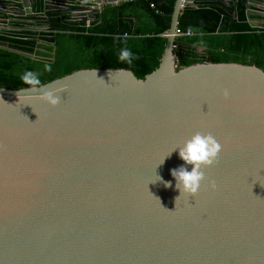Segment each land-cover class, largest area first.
<instances>
[{"label": "water", "instance_id": "1", "mask_svg": "<svg viewBox=\"0 0 264 264\" xmlns=\"http://www.w3.org/2000/svg\"><path fill=\"white\" fill-rule=\"evenodd\" d=\"M7 1L22 10H3L20 18L36 6ZM117 3L88 0L84 12L95 20ZM189 3L176 0L159 67L144 79L83 69L0 88V264H264V71L178 69ZM196 133L220 148L197 192L180 195L170 169L184 162L178 149L168 154Z\"/></svg>", "mask_w": 264, "mask_h": 264}, {"label": "trees", "instance_id": "2", "mask_svg": "<svg viewBox=\"0 0 264 264\" xmlns=\"http://www.w3.org/2000/svg\"><path fill=\"white\" fill-rule=\"evenodd\" d=\"M235 1V7H228L220 0H204L182 10L173 50L178 69L199 63H239L264 71V27L249 22L259 18L247 16L252 9L249 0ZM35 2L26 18L2 17L0 46L10 50L0 48V88L41 86L83 69H125L144 79L159 67L176 4V0H121L104 5L87 24L71 13L46 12L45 0ZM71 3L70 8L77 4ZM123 49L130 56L121 60ZM29 71L39 84L21 81L20 76Z\"/></svg>", "mask_w": 264, "mask_h": 264}, {"label": "clouds", "instance_id": "3", "mask_svg": "<svg viewBox=\"0 0 264 264\" xmlns=\"http://www.w3.org/2000/svg\"><path fill=\"white\" fill-rule=\"evenodd\" d=\"M129 56L130 52L123 49L120 52L119 58L124 60ZM45 69L48 70L49 66L45 65ZM20 79L31 85L39 84L37 76L30 71L22 74ZM44 99L51 105H55L58 102V97L51 92L45 93ZM219 148L220 145L210 134L201 135L200 133H196L182 146L173 149L168 154L169 156L174 150L178 149V156L184 162V164L170 169V174L175 180V188L179 190L180 195L181 193L194 194L197 192L203 178V172L201 171L202 165L212 164L214 158L217 156ZM164 159L160 164L164 162ZM187 165H191L190 171L187 169ZM156 176L157 179L155 181L162 180L159 175ZM162 183L165 188L171 185V181H162ZM212 186L215 187L214 184ZM180 195L175 198V201Z\"/></svg>", "mask_w": 264, "mask_h": 264}, {"label": "flooded vegetation", "instance_id": "4", "mask_svg": "<svg viewBox=\"0 0 264 264\" xmlns=\"http://www.w3.org/2000/svg\"><path fill=\"white\" fill-rule=\"evenodd\" d=\"M189 1L191 3H189L186 7L196 6L197 2H202L204 0H189ZM220 1L224 5H227L228 7L229 6L235 7L236 6L235 0H220ZM54 2H56L57 4L59 3L57 1H54ZM87 2H88V0H79L78 4L74 5V7L70 8V9L76 10L75 11L76 12L75 14H77L76 18H79L82 21L86 20L87 21L86 23L90 24L94 20V18L87 15V14L91 13L90 11H87L86 13L84 12L86 10V8L90 7L89 5L86 4ZM55 4H53V5L56 6ZM10 5H11L10 7L22 10L20 7V4L11 3ZM248 5L251 6L252 9L247 10V16L251 17V15H255V16L259 17L258 19H255V20L250 19L249 22L252 23V25L254 27L260 28V26H261V28H263L264 27V0H249ZM50 10H52L53 12L57 11V13H59V12L60 13H67L63 10V8L60 9L59 7H57L56 9H55V7H51ZM20 12H22V11H20ZM84 13H85V15H84ZM71 15L74 16V12ZM233 15L235 18L237 17L236 12H234ZM25 22H27L31 25H34V26H42V27H44L45 25L47 26V23L43 22V21L26 20Z\"/></svg>", "mask_w": 264, "mask_h": 264}, {"label": "crops", "instance_id": "5", "mask_svg": "<svg viewBox=\"0 0 264 264\" xmlns=\"http://www.w3.org/2000/svg\"><path fill=\"white\" fill-rule=\"evenodd\" d=\"M55 1L59 2L58 4H62V5H63V6H62L63 9L69 8V7H70L69 5L72 4L71 2H73V3H75V4H76V3L78 4V2H79V0H67L66 2H60L61 0H55ZM69 1H71V2H69ZM118 1L120 2L121 0H118ZM0 3H1V5H0V9H1V10L6 9V8H7L6 6H11L10 3L7 4V3H8L7 0H0ZM53 3H56V2H53ZM66 3H67V4H66ZM117 4H118V3H117ZM7 10H8V9H7ZM31 12H32V10H28V11H27L28 15H29ZM3 16H9V17H13V18H20V17H17V16L12 15L11 12H6V11L3 10V11H0V24L4 22V20L2 19ZM8 20H10V19H8ZM0 28H2L1 25H0Z\"/></svg>", "mask_w": 264, "mask_h": 264}, {"label": "built area", "instance_id": "6", "mask_svg": "<svg viewBox=\"0 0 264 264\" xmlns=\"http://www.w3.org/2000/svg\"><path fill=\"white\" fill-rule=\"evenodd\" d=\"M93 1H94V3H95V0H93ZM54 4H55V3H54ZM66 4H67V3H66ZM56 5H57V7H59V8H62V6H63L62 4H57V3H56ZM69 6H70V5H69ZM69 8H70V7H69ZM88 24H89V23H88ZM186 35H190V34L187 33ZM177 36H179V35H178V32H177V34H176V37H177Z\"/></svg>", "mask_w": 264, "mask_h": 264}]
</instances>
